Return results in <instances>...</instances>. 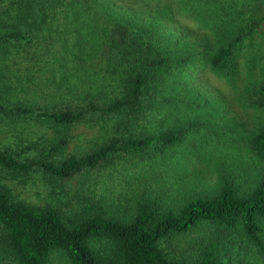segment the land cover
<instances>
[{"label":"trees","instance_id":"16d2710c","mask_svg":"<svg viewBox=\"0 0 264 264\" xmlns=\"http://www.w3.org/2000/svg\"><path fill=\"white\" fill-rule=\"evenodd\" d=\"M171 12L207 23L214 43L203 48L210 52L205 53L206 61L212 71L227 78L237 71L242 47L252 45L264 25V13L244 14L240 0H0V120L27 116L67 127L80 121L102 126L109 116L118 117L116 126L140 119L143 100L157 80L203 53L200 45L178 43V36L161 28V20ZM11 61L31 65L26 81L45 69L49 73L42 76L90 73L109 81L102 96L89 91L70 93L69 98L66 94L63 108L10 104L3 97L13 87L6 76H20ZM261 70L264 75V67ZM249 90L250 103L264 107V76ZM182 133V128H166L110 135L89 151L67 155L57 163L19 158L17 152L0 149V171L25 174L39 169L67 177L113 163L115 157L136 167L141 163L142 171L145 163L140 159L178 143ZM250 148L264 159V123L252 134ZM132 205L122 218L102 211L66 217L50 205L20 202L0 182V263L6 257L12 264H50L57 253L68 264H251L242 258L230 263L232 252L241 246L235 232L249 239L264 259V241L259 237L264 168L246 191L223 183L217 193L192 196L176 208L144 198ZM204 226L209 233L200 231ZM190 231L196 233L195 251L187 257L171 242L178 243Z\"/></svg>","mask_w":264,"mask_h":264},{"label":"rangeland","instance_id":"374dc122","mask_svg":"<svg viewBox=\"0 0 264 264\" xmlns=\"http://www.w3.org/2000/svg\"><path fill=\"white\" fill-rule=\"evenodd\" d=\"M240 3L244 14L264 13V0H240ZM167 14L161 20V28L178 36V43L200 45L203 53L157 80L155 89L143 100L140 119L116 126L113 122L118 117L109 116L102 126L80 121L67 127L27 116L0 120V149L17 152L19 158L57 163L67 155L79 156L89 151L110 135L123 137L182 128L181 140L152 157L140 159L145 163L142 171L138 170L141 163L136 167L123 157H115L113 163L107 165L81 169L67 177H54L39 169L25 174L0 171V182L9 187L15 199L25 204L53 206L66 217L102 211L122 218L130 214L136 199L154 200L159 206L176 208L192 196L217 193L223 183L246 191L259 178L264 159L252 152L250 139L264 123V107L252 105L247 92L264 76L261 70L264 67V25L258 39L242 47L237 71L227 78L212 71L206 61L205 53L209 51L203 48L214 43L207 23L176 12ZM11 62L15 63L13 67L20 76H6L13 87L4 91L3 97L10 104H54L56 108H63L68 102L63 98L66 94L89 91L100 92L102 96L109 81L106 76L90 73L42 76L49 73L48 69L38 70L36 73L41 76H32L26 81L24 75L32 71L31 65ZM61 138L64 141L59 146ZM117 168H121L122 173L115 171ZM261 223L263 231L259 237L264 241V220ZM209 230L204 226L200 231L209 233ZM195 234L190 231L178 243L173 239L172 246L168 245L183 249L182 253L190 257L195 251ZM235 234L241 246L239 251L232 252L230 263L242 258L251 264H264L251 241L238 232ZM0 264L12 262L4 257ZM50 264L68 263L53 253Z\"/></svg>","mask_w":264,"mask_h":264}]
</instances>
